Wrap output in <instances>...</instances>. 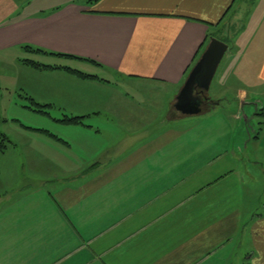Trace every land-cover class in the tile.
Returning a JSON list of instances; mask_svg holds the SVG:
<instances>
[{
	"label": "crops",
	"instance_id": "obj_1",
	"mask_svg": "<svg viewBox=\"0 0 264 264\" xmlns=\"http://www.w3.org/2000/svg\"><path fill=\"white\" fill-rule=\"evenodd\" d=\"M236 1L0 0V91L39 80L82 103L25 142L24 179L0 175V264H264V104L175 108ZM252 11L259 96L264 0Z\"/></svg>",
	"mask_w": 264,
	"mask_h": 264
},
{
	"label": "rangeland",
	"instance_id": "obj_2",
	"mask_svg": "<svg viewBox=\"0 0 264 264\" xmlns=\"http://www.w3.org/2000/svg\"><path fill=\"white\" fill-rule=\"evenodd\" d=\"M75 1H77L76 3H83L86 0ZM258 2L259 0H237L231 12L226 16V20L224 19L225 22L218 37L224 44L229 46V51L224 55L206 94L212 99H217L218 97L231 99L239 91H244L249 98L258 97L255 99L259 102L255 103L258 104L259 108L262 103L264 104V97L260 95L264 93L260 86L261 92H259V96H254L258 94L256 79L259 71L260 36H257L258 32L253 29L258 28V24L262 22L252 19V10L258 7ZM250 10L251 12H249ZM234 12H238L237 16L241 19L231 20ZM239 36H242V40L240 39L241 51L235 57H232L233 49L231 50L230 48L232 47V42L236 43L235 46L237 45ZM3 72L5 70L0 69V74ZM29 80L25 82V85L20 84L15 91V88L3 86L5 90L8 89L12 92L13 98L8 97L6 91H0V114L4 113L9 119L7 125H3L0 122V132L10 141L7 150L0 153V175L11 173L18 179L25 178V165L19 163L25 162V142L39 140L40 134L37 133L40 132L39 129H48L51 132L58 130L54 120L60 117V108H64L66 113H71L76 111L82 104L80 100L71 101L68 96H61L56 90L50 91L45 83L38 84L43 81L31 80V82H28ZM44 103H48L50 106ZM225 103L223 102V105ZM232 103L230 102V104ZM251 108L254 107L251 106ZM249 110H251L250 114L252 117V121L249 124L257 131L260 126L259 123L263 119L258 115V111ZM45 113L50 114V116H46ZM48 135H51L50 138L52 137V134ZM1 159L13 161L11 164L5 165ZM2 179L3 177L0 176V180ZM18 183V181H15L11 184L12 186L7 187H19Z\"/></svg>",
	"mask_w": 264,
	"mask_h": 264
},
{
	"label": "water",
	"instance_id": "obj_3",
	"mask_svg": "<svg viewBox=\"0 0 264 264\" xmlns=\"http://www.w3.org/2000/svg\"><path fill=\"white\" fill-rule=\"evenodd\" d=\"M228 51V45L216 38H210L205 50L190 71L178 96L175 108L185 116L202 112V100L197 91L207 94L215 73Z\"/></svg>",
	"mask_w": 264,
	"mask_h": 264
},
{
	"label": "trees",
	"instance_id": "obj_4",
	"mask_svg": "<svg viewBox=\"0 0 264 264\" xmlns=\"http://www.w3.org/2000/svg\"><path fill=\"white\" fill-rule=\"evenodd\" d=\"M93 1H98V0H93ZM223 20H224V18H223ZM223 20H221L220 23H222ZM218 36H219V34L210 35L209 38H216V39L220 40ZM24 49H26L27 51H31L33 53L42 54V55H52V56H56V57L71 58V56H64L61 54H48V53L41 51L39 49H32L30 47H24ZM22 62L28 66H31L32 68H35V69H52L50 67L40 66V65H38L32 61H22ZM73 73L78 75V76H81V77H87V76H83L82 74L77 73V72H73ZM41 108H42V106H41ZM61 122L65 123V124H78L80 122V119H78V118H66L65 120H62ZM9 144H10V141L8 140V138L5 135L0 133V153H3L5 150H7Z\"/></svg>",
	"mask_w": 264,
	"mask_h": 264
},
{
	"label": "flooded vegetation",
	"instance_id": "obj_5",
	"mask_svg": "<svg viewBox=\"0 0 264 264\" xmlns=\"http://www.w3.org/2000/svg\"><path fill=\"white\" fill-rule=\"evenodd\" d=\"M197 95L202 100V108H206L207 106H209V99L206 97L205 94H201V92L198 90Z\"/></svg>",
	"mask_w": 264,
	"mask_h": 264
}]
</instances>
